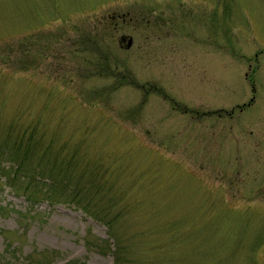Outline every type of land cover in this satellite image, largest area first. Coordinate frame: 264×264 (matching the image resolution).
<instances>
[{
	"label": "rangeland",
	"instance_id": "1",
	"mask_svg": "<svg viewBox=\"0 0 264 264\" xmlns=\"http://www.w3.org/2000/svg\"><path fill=\"white\" fill-rule=\"evenodd\" d=\"M263 141L264 0H0V264H264Z\"/></svg>",
	"mask_w": 264,
	"mask_h": 264
},
{
	"label": "flooded vegetation",
	"instance_id": "2",
	"mask_svg": "<svg viewBox=\"0 0 264 264\" xmlns=\"http://www.w3.org/2000/svg\"><path fill=\"white\" fill-rule=\"evenodd\" d=\"M172 16V14L170 15ZM86 21V20H84ZM163 22L162 20H156L152 25H148L147 28L150 27L149 33L151 32L152 29H156V28H160V27H168L163 26L165 25V23H161ZM160 23V24H159ZM171 26V25H170ZM154 27V28H153ZM56 27H54L53 25L49 26V28H47V26H44V28H36L33 33H31V35H34V38L32 40H29L26 43L27 47L25 49V53H30V49L31 46L34 45L35 48V53H34V58H35V62L37 63V68L39 69V67H41V64L43 63V60L49 58L50 61H52L51 66L54 64L55 65V59H57V53H56V45L58 43V38H57V34H56ZM61 38V36H60ZM122 43H126L127 44V48H131L133 45V40L132 38H128L127 37H122L121 38ZM37 69V70H38ZM252 103L249 104H242V105H237L235 107V109H232V114L234 112H236L238 109V111L240 113H243L247 108H249L250 106H252ZM251 134L252 131H251ZM258 143V141H257ZM260 146H264V141L263 142H259ZM259 149L263 150V148L259 147ZM262 159L264 160V157H262Z\"/></svg>",
	"mask_w": 264,
	"mask_h": 264
},
{
	"label": "trees",
	"instance_id": "3",
	"mask_svg": "<svg viewBox=\"0 0 264 264\" xmlns=\"http://www.w3.org/2000/svg\"><path fill=\"white\" fill-rule=\"evenodd\" d=\"M123 79H126V77H124ZM128 80V79H127ZM155 91L157 92H160V93H163L160 89H156L155 88ZM149 92V91H148ZM164 94V93H163ZM10 150V155L12 156V158L16 159L19 161L20 165L21 166V169L23 171H31V165L29 164V166L26 165L27 163V158H28V155L30 153H32V146L29 145V146H20L19 144H16V145H12V148L9 149ZM32 150V151H31ZM6 152L4 151V146H0V155H3L5 154ZM45 169V168H43ZM40 170V169H39ZM14 177H18V175L16 173H14ZM31 179H30V182L29 184L31 185H28L30 188L29 189H26L27 190H31L33 193V198L34 200L37 199L35 193H36V184H34L33 182L31 183ZM61 187V186H59ZM53 193V190L51 191L50 195ZM77 194V193H76ZM32 200V199H31ZM118 242V240H117Z\"/></svg>",
	"mask_w": 264,
	"mask_h": 264
}]
</instances>
